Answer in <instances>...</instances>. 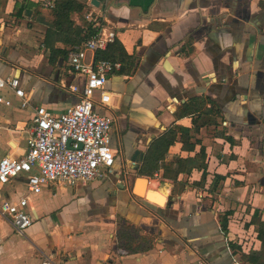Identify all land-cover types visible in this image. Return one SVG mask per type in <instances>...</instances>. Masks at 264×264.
Returning <instances> with one entry per match:
<instances>
[{
	"label": "crops",
	"instance_id": "crops-1",
	"mask_svg": "<svg viewBox=\"0 0 264 264\" xmlns=\"http://www.w3.org/2000/svg\"><path fill=\"white\" fill-rule=\"evenodd\" d=\"M42 1L0 0V77H17L30 96L26 110L15 107L16 99L12 107L0 105V157L26 152L33 107L56 115L77 102L59 81L81 88L85 80L65 59L51 63L49 44L52 51L69 47L50 34L52 18ZM78 1L85 8L72 16L76 25L88 13L100 17L138 58L131 75H110L105 85L114 97L110 139L118 156L103 178L71 188L49 184L30 195L33 222L23 235L0 224V264H42L50 255L51 264H250L244 256L251 252L264 264L251 223L257 210L264 224V0H102L98 8ZM17 6L23 8L18 17ZM195 97L216 102L221 123L201 129L192 152L175 143L166 162L203 148L204 183L196 185L198 170L178 176L183 191L161 172L156 178L129 172L120 181L121 163L129 166L134 150L145 153L173 123L192 127L190 118L175 121L173 114ZM218 131L232 143L216 137ZM216 175L223 180L215 184ZM135 178L148 181L158 206L133 195ZM20 187L26 188L21 178L0 190V199L16 200L25 194ZM227 212L223 234L219 217ZM125 222L153 236L149 251L130 255L118 247L116 226Z\"/></svg>",
	"mask_w": 264,
	"mask_h": 264
},
{
	"label": "built area",
	"instance_id": "built-area-1",
	"mask_svg": "<svg viewBox=\"0 0 264 264\" xmlns=\"http://www.w3.org/2000/svg\"><path fill=\"white\" fill-rule=\"evenodd\" d=\"M42 6L50 8L52 1L43 0ZM85 18L99 31L81 46L69 50L66 57L70 71L83 76L84 83L79 88L63 80L58 82L59 89L78 97L77 102L56 115L43 106L33 107L31 125L25 130L26 152L0 157V190L19 178L27 190L16 200L0 199V224L10 226L19 235L33 222L28 209L30 195L41 193L49 184L71 188L103 178L118 156L110 139L114 97L105 85L120 64L94 60L95 53L112 43L115 34L106 30L100 17L88 13ZM13 99L17 100L15 107L19 110L30 108L29 93L21 87L19 79L0 77V105L12 107ZM42 264H51V255Z\"/></svg>",
	"mask_w": 264,
	"mask_h": 264
},
{
	"label": "trees",
	"instance_id": "trees-1",
	"mask_svg": "<svg viewBox=\"0 0 264 264\" xmlns=\"http://www.w3.org/2000/svg\"><path fill=\"white\" fill-rule=\"evenodd\" d=\"M84 8L85 5L78 0H53L52 6L47 8L52 18L49 25L50 34H54L58 41L69 47V50L81 46L97 35L99 31L92 22L81 20V25H76L72 20V16L80 14ZM22 9V7H15L14 15L18 17ZM48 46L51 49L50 61L52 64H55L58 58L66 60L69 50L58 49L52 51L50 44ZM94 60H105L113 64L118 63L120 68L114 71L112 75L126 76L132 74L137 66L138 58L135 55H128L120 41L115 38L112 43L107 44L103 51L95 53ZM173 116L175 121L190 118L192 127L185 128L173 123L165 132L153 139L148 145L135 173L141 177L152 178L155 174L161 172L163 179L172 182L175 191L178 186H180V191H183L185 184L177 182V178L181 174L189 175L193 170H198L201 172V180L196 185L204 183L207 169L204 149L202 148L200 153L192 158H181L172 155L171 160L166 162L169 157L168 150L175 143H179L183 151L192 152L195 145L201 143L200 139L197 138L201 129L217 128L220 125L221 111L213 100L206 97H195L181 103ZM214 135L223 137L232 143L231 138L225 136L222 131H218ZM192 139H194V142H192ZM222 180L223 177L216 175L213 183L216 184V182ZM229 215L230 212H227L219 217L220 230L223 234L227 233L226 217ZM251 223L257 227V238L260 240L262 248H264V224L260 221L259 211H254ZM115 237L118 247L130 255L149 251L154 241L153 236L126 222L117 224ZM256 255L257 253L251 252L244 257L250 264H260V260L254 257Z\"/></svg>",
	"mask_w": 264,
	"mask_h": 264
},
{
	"label": "water",
	"instance_id": "water-1",
	"mask_svg": "<svg viewBox=\"0 0 264 264\" xmlns=\"http://www.w3.org/2000/svg\"><path fill=\"white\" fill-rule=\"evenodd\" d=\"M102 0H90L91 6L98 8L99 4ZM154 136L148 139V142H150L153 139ZM144 153L139 151V150H134L132 152V155L128 158L130 165L123 166L122 169V174L120 176V181H126L128 179L129 172L135 173L137 170V167L139 163L141 162L143 158ZM126 173V174H125ZM153 190L148 188V181L145 178H135L132 181V193L135 197L139 199H144L147 202L158 206L155 203L150 202L148 199H150L151 196H149L150 193H152ZM161 194L164 196V203L163 206H169L170 205V200L168 199V195L166 191L162 190Z\"/></svg>",
	"mask_w": 264,
	"mask_h": 264
},
{
	"label": "rangeland",
	"instance_id": "rangeland-1",
	"mask_svg": "<svg viewBox=\"0 0 264 264\" xmlns=\"http://www.w3.org/2000/svg\"><path fill=\"white\" fill-rule=\"evenodd\" d=\"M118 149V148H117ZM119 158L122 160V161H125L126 160V155L124 154V153H122L120 150H119ZM121 166L123 167V166H126V162H122L121 163ZM126 168H127V166H126ZM22 191H24L25 193H27V190H26V188H24V187H20V190H18V192H22Z\"/></svg>",
	"mask_w": 264,
	"mask_h": 264
},
{
	"label": "bare ground",
	"instance_id": "bare-ground-1",
	"mask_svg": "<svg viewBox=\"0 0 264 264\" xmlns=\"http://www.w3.org/2000/svg\"><path fill=\"white\" fill-rule=\"evenodd\" d=\"M149 196H151V197H150V199H148V200H149L150 202L156 204L157 201H158V194L152 191V193H150Z\"/></svg>",
	"mask_w": 264,
	"mask_h": 264
}]
</instances>
